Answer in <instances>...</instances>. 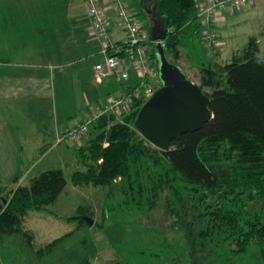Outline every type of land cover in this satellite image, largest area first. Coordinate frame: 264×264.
<instances>
[{
  "label": "trees",
  "instance_id": "16d2710c",
  "mask_svg": "<svg viewBox=\"0 0 264 264\" xmlns=\"http://www.w3.org/2000/svg\"><path fill=\"white\" fill-rule=\"evenodd\" d=\"M155 1L153 13L160 22L158 33L164 37L167 57L178 60L183 47L200 51V0ZM144 7L137 15L147 18V2ZM154 54L159 62L158 50ZM202 71L198 85L210 98L214 114L204 128L181 135L170 149L162 150L152 145L137 125L149 99L136 101L122 120L103 116L94 124L90 138L75 148L85 169L73 171L70 180L77 186L109 188L103 222L97 225L101 228L120 212L154 210L169 190L179 206L168 203V209L177 219L189 210L199 211L207 218L202 231H207L217 248L236 242L235 252L245 254L255 241L264 264V58L257 39L252 38L229 63L209 61ZM206 87L212 91H205ZM49 147L43 146L41 152ZM23 172L14 177V183ZM67 184L64 170L54 168L34 176L30 184L11 187L9 192L5 189L8 185H1L0 240L23 235L38 258L64 243L75 231L34 249L33 234L25 228L24 217L34 210L48 211ZM83 212L81 207L69 220L84 224ZM76 264L91 262L82 258Z\"/></svg>",
  "mask_w": 264,
  "mask_h": 264
},
{
  "label": "rangeland",
  "instance_id": "374dc122",
  "mask_svg": "<svg viewBox=\"0 0 264 264\" xmlns=\"http://www.w3.org/2000/svg\"><path fill=\"white\" fill-rule=\"evenodd\" d=\"M129 1L137 12L145 9L147 2L150 12L148 17L144 18L143 15L139 17L144 19L146 28L159 29L160 22L153 13L156 6L155 0ZM254 3L256 2L251 0L241 9L230 10L225 15V20L216 26L219 46L215 54L207 52L201 40L200 51L194 52L183 47L178 60L169 56L168 60L186 71L187 77L193 83L200 84L203 76L202 68L209 61L219 65L229 63L236 54L243 51L252 38L257 39L260 55L264 58V1L258 3L257 8L249 9L248 7L253 6ZM228 14H233L231 21L227 20ZM80 19H85V15L81 13ZM93 58L94 60L90 56L88 62L96 60V57L93 56ZM62 78L58 77L53 83L50 82L54 118L55 121L59 118L62 122L63 116L71 113L72 116L65 118V121L73 125L83 119L87 108L75 114V103L79 99V84L72 77L67 82ZM63 82H65L64 88ZM93 83L103 92L112 87L110 79L105 81V85H100L96 81ZM60 85L63 89H60ZM205 91L211 92L212 89L206 87ZM38 100L41 102L38 104L46 103L41 101V98ZM18 102V100L13 102L16 103V110ZM45 108H48L47 104ZM16 113L18 115L17 129L24 147L22 165L24 172L19 182L14 183V178L8 181L0 179V186L8 185L5 189L9 192L11 187L30 184L31 179L42 171L63 169L68 179L64 192L55 203L48 206L50 212L30 211L24 217V226L33 234L34 249L69 232L75 231V233L52 253L42 258L36 256L35 250L30 248L23 235L7 236L0 240V264H76L82 258H88L91 264L262 263L260 249L255 241L251 243L245 254L235 252L238 249L236 242L222 244L217 248L216 242L211 241L207 231H202L207 226V218L203 217L199 211L189 210L184 218L177 219L168 209V203L175 207L179 206L169 190L164 191L154 210L142 214L135 211H123L110 216L103 223V228L97 226L103 222V210L109 188L72 184L70 176L73 171L85 169L75 151L78 145H72L68 141L58 144V135L52 136L46 133V141L50 142V147L43 154L41 147L45 141L40 136V129L36 127L39 128L45 124V128L50 129L52 123L50 118H43V115H37L35 118L34 112L29 111L23 113L17 110ZM26 123V126L34 127L31 132L25 130ZM88 138H85L83 142ZM261 204L262 202L257 203L256 206L260 207ZM81 207L84 211L82 214L85 218L84 224L77 220L70 221L69 218L77 216ZM89 218L93 220V223L89 222Z\"/></svg>",
  "mask_w": 264,
  "mask_h": 264
},
{
  "label": "crops",
  "instance_id": "0c3cea01",
  "mask_svg": "<svg viewBox=\"0 0 264 264\" xmlns=\"http://www.w3.org/2000/svg\"><path fill=\"white\" fill-rule=\"evenodd\" d=\"M254 1V7L249 6V9L257 8V4L264 0ZM106 7L113 20V36L120 40L123 38V31L117 24L111 5L106 4ZM83 11L84 0H0L2 180L8 181L20 174L24 161L23 142L17 129V110L23 113L34 112L35 118L37 115L50 118V129L45 128V124L36 127L40 129V136L45 141L43 146L50 144L46 141V133L60 137L65 131L76 126L77 123L69 125L65 121V118L72 116L71 113L64 115L62 122L59 118L55 121L50 89L51 83L58 77H63L62 80L66 82L72 77L79 84L75 114L83 112L86 108L87 114L91 106L103 102L113 93H119V86L113 77L99 83L105 85L106 80L112 81V87L109 86L104 92L93 83V66L103 59V44L93 37L89 19H80ZM232 15L228 14L227 20L231 21ZM90 56L93 60V56L96 57V60L88 62ZM64 86L65 82L63 88ZM63 88L60 85V89ZM39 98L46 103L38 104L41 103ZM15 100L19 101L17 110L16 103H13ZM46 104L48 108H45ZM85 118L86 115L80 121ZM26 125L27 123L25 130L31 132V129H34Z\"/></svg>",
  "mask_w": 264,
  "mask_h": 264
},
{
  "label": "built area",
  "instance_id": "2783aa9c",
  "mask_svg": "<svg viewBox=\"0 0 264 264\" xmlns=\"http://www.w3.org/2000/svg\"><path fill=\"white\" fill-rule=\"evenodd\" d=\"M251 0H200L197 6V22L202 28L201 40L209 53H216L219 46L216 26L225 20L230 10H238ZM106 4L111 5L123 38L113 36V20ZM83 15L91 23L93 37L102 42L103 59L93 66L96 82L113 77L119 93L111 94L103 102L90 107L86 118L65 131L58 143L68 141L81 145L92 135L93 126L103 116L122 120L130 113L134 103L151 98L163 87L160 65L155 52L163 40L155 39L151 28L138 15L129 0H84Z\"/></svg>",
  "mask_w": 264,
  "mask_h": 264
},
{
  "label": "water",
  "instance_id": "95a60500",
  "mask_svg": "<svg viewBox=\"0 0 264 264\" xmlns=\"http://www.w3.org/2000/svg\"><path fill=\"white\" fill-rule=\"evenodd\" d=\"M151 27L155 39L164 37ZM163 87L144 104L137 120L141 134L152 145L168 150L181 135L198 131L214 118L210 98L177 64L171 63L163 42L157 46ZM89 222L93 220L89 218Z\"/></svg>",
  "mask_w": 264,
  "mask_h": 264
},
{
  "label": "flooded vegetation",
  "instance_id": "af4514ba",
  "mask_svg": "<svg viewBox=\"0 0 264 264\" xmlns=\"http://www.w3.org/2000/svg\"><path fill=\"white\" fill-rule=\"evenodd\" d=\"M159 32V31H158Z\"/></svg>",
  "mask_w": 264,
  "mask_h": 264
}]
</instances>
